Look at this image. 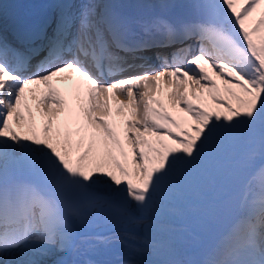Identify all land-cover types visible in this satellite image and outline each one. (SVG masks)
I'll list each match as a JSON object with an SVG mask.
<instances>
[{
    "label": "snow or ice",
    "instance_id": "obj_1",
    "mask_svg": "<svg viewBox=\"0 0 264 264\" xmlns=\"http://www.w3.org/2000/svg\"><path fill=\"white\" fill-rule=\"evenodd\" d=\"M52 7L0 30V264H264V0ZM237 144L227 223L189 251L181 188Z\"/></svg>",
    "mask_w": 264,
    "mask_h": 264
},
{
    "label": "rangeland",
    "instance_id": "obj_2",
    "mask_svg": "<svg viewBox=\"0 0 264 264\" xmlns=\"http://www.w3.org/2000/svg\"><path fill=\"white\" fill-rule=\"evenodd\" d=\"M247 151L248 149L245 153ZM243 158L244 156L238 157L232 162L242 164ZM209 159L213 160V157L211 156ZM237 172L240 174L241 169L239 168ZM212 176L214 179L211 176H208L210 178L211 187L206 190L205 204L208 209L205 215L196 217L197 214L192 213L188 201H186L184 198L185 196H182L181 194L176 201L173 227L176 236L182 238L180 244L189 251L203 248L211 243V240L213 239L212 235L216 230L217 223L219 224V222L227 218L224 210L227 209V207L238 197L239 187L234 188L232 183L225 181L221 175L212 174Z\"/></svg>",
    "mask_w": 264,
    "mask_h": 264
},
{
    "label": "bare ground",
    "instance_id": "obj_3",
    "mask_svg": "<svg viewBox=\"0 0 264 264\" xmlns=\"http://www.w3.org/2000/svg\"><path fill=\"white\" fill-rule=\"evenodd\" d=\"M165 98L166 104H169L170 101L167 97ZM113 107L115 108V104ZM247 149L248 146L245 144L226 145L223 149L212 156L213 160L208 159L204 162V164H202L182 186L180 194L183 195L182 189L184 192H188L184 198L188 201L192 213L197 214L196 217L205 215L208 209L205 204L206 190L211 187L210 178L208 176H211L214 179L212 174L221 175L225 181L231 182L234 188L239 187L238 177L240 174L237 170L242 168V164H237L232 161L238 157H243ZM185 189L187 191H185ZM223 227L224 225L222 227L220 226L219 229L214 232L213 238ZM123 252L124 250L120 246H116L106 258L116 260ZM53 261L54 257L48 259L46 263Z\"/></svg>",
    "mask_w": 264,
    "mask_h": 264
}]
</instances>
